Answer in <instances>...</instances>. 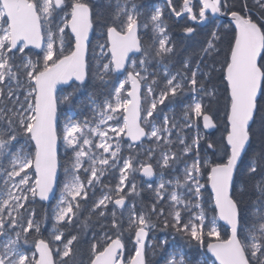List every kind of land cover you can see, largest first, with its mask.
Masks as SVG:
<instances>
[{
    "label": "snow or ice",
    "instance_id": "6c2138e0",
    "mask_svg": "<svg viewBox=\"0 0 264 264\" xmlns=\"http://www.w3.org/2000/svg\"><path fill=\"white\" fill-rule=\"evenodd\" d=\"M157 251L264 264V0H0V264Z\"/></svg>",
    "mask_w": 264,
    "mask_h": 264
},
{
    "label": "trees",
    "instance_id": "16d2710c",
    "mask_svg": "<svg viewBox=\"0 0 264 264\" xmlns=\"http://www.w3.org/2000/svg\"><path fill=\"white\" fill-rule=\"evenodd\" d=\"M143 2L146 3V4H148L149 6H151L153 4L157 5V4L160 3L159 0H143ZM168 23L170 25H172L173 28H174V24H173V21L172 20H169ZM216 24L217 25L226 26L228 24V22L226 23V22H223L220 19H217L216 20ZM206 31L207 30L205 29V32ZM173 35H174V37L177 40L178 47H180L181 49H185L186 48L188 50V52H195L196 50H198V48L201 46V44H202V42H203V40L205 38L204 35H201V36L196 37V39L194 41H183L182 42L181 41V37H180V33L178 31L173 30ZM97 39H98V36L97 35H93V37H92L93 43H95V41ZM224 48L226 50V44L224 45ZM186 54L187 53H185V52L182 51V55H186ZM220 59L222 60L223 59V56H221ZM215 83L220 88L221 92H223V85L219 83V80L218 79L215 81ZM87 95H88V92L86 91V92L83 93V95L79 96L78 97L77 104L74 105L70 109L72 112H74L78 116L90 115L89 104L87 102ZM80 100H83L84 101L83 105H80L79 104V101ZM219 115L220 116H223V112H220ZM210 133H212L213 138H218L220 136V132L217 131V130H215V129L213 131H210ZM137 179L139 180L140 178H137ZM142 195L145 196V199H147V197H148L149 194L148 193H142ZM36 207H37V209L39 211V210H42V207L43 208H46L47 205H43V206L37 205ZM50 227H51L50 224L49 225H46L45 232H44L45 236H47ZM225 231H226V229H224V228L221 229V235L222 236L225 235ZM155 235L157 236V238H163L164 236H166L168 234L161 233V232H158L157 231L155 233ZM168 239H169L170 243L175 244L177 247H179V246L182 245V241H180L179 238H177L175 241H173L172 240V237L170 235H168ZM126 255H128V253H126ZM160 260H161V253L159 251H157V253H156L155 256H151L150 255V264H159ZM208 264H211V261L210 260L208 261Z\"/></svg>",
    "mask_w": 264,
    "mask_h": 264
},
{
    "label": "rangeland",
    "instance_id": "374dc122",
    "mask_svg": "<svg viewBox=\"0 0 264 264\" xmlns=\"http://www.w3.org/2000/svg\"><path fill=\"white\" fill-rule=\"evenodd\" d=\"M164 3L161 1L159 4H157L156 6H160V5H163ZM89 109H90V106H89ZM63 113L64 114H69V113H74V112H72L70 109H67V108H64L63 109ZM63 152V149H61V153ZM138 178H140V177H138ZM50 230V229H49ZM173 244V243H172Z\"/></svg>",
    "mask_w": 264,
    "mask_h": 264
},
{
    "label": "water",
    "instance_id": "95a60500",
    "mask_svg": "<svg viewBox=\"0 0 264 264\" xmlns=\"http://www.w3.org/2000/svg\"><path fill=\"white\" fill-rule=\"evenodd\" d=\"M160 2L162 1L163 3H165V0H159ZM220 20H222L223 22H229V20H230V17L229 18H220ZM214 130V129H213ZM213 130H209V132L210 131H213ZM222 223V222H221ZM209 256H210V254H209Z\"/></svg>",
    "mask_w": 264,
    "mask_h": 264
}]
</instances>
